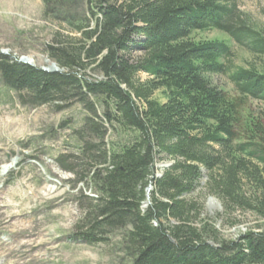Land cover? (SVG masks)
<instances>
[{
    "label": "trees",
    "instance_id": "16d2710c",
    "mask_svg": "<svg viewBox=\"0 0 264 264\" xmlns=\"http://www.w3.org/2000/svg\"><path fill=\"white\" fill-rule=\"evenodd\" d=\"M42 1L69 24L44 49L61 72L0 55V82L23 106L81 108L73 151L57 158L94 194L80 191L72 238L109 246L118 237L131 264H264V224L229 240L205 215L213 197L223 227L237 226L227 219L237 210L264 222V131L243 112L264 103V67L236 68L225 40L194 38L216 31L262 59L264 31L235 0H87L76 20L65 0ZM217 75L239 97L214 86Z\"/></svg>",
    "mask_w": 264,
    "mask_h": 264
},
{
    "label": "rangeland",
    "instance_id": "374dc122",
    "mask_svg": "<svg viewBox=\"0 0 264 264\" xmlns=\"http://www.w3.org/2000/svg\"><path fill=\"white\" fill-rule=\"evenodd\" d=\"M235 1L251 23L264 31V0ZM86 2L64 1L71 20L82 15ZM51 17L45 14L42 0H0V55L28 58L36 68H49L54 62L44 54L45 45L56 31L69 26ZM194 38L225 40L233 49L236 68L264 67V57L254 58L219 32L196 33ZM211 81L231 97H239L227 76H213ZM156 98L164 100L161 94ZM243 112L264 131V103L249 100ZM82 116L77 105L61 112L49 106H23L0 82V264H131L114 247L118 237L109 246H88L72 238L82 216L78 195L81 190L89 197L94 194L63 171L57 158L73 151L71 127ZM158 165L169 166V162ZM208 199L205 215L216 221L225 239H239L264 224L257 216L237 210L227 218L236 219L237 226L223 227L217 219L224 214L220 201L218 208L209 205Z\"/></svg>",
    "mask_w": 264,
    "mask_h": 264
},
{
    "label": "water",
    "instance_id": "95a60500",
    "mask_svg": "<svg viewBox=\"0 0 264 264\" xmlns=\"http://www.w3.org/2000/svg\"><path fill=\"white\" fill-rule=\"evenodd\" d=\"M19 63L21 64H25V65H29V66H32V67H35L32 63V61H30L28 58H22L19 60ZM42 71H45L47 73H57V72H61V69L55 64L53 63L51 68H40ZM165 167H168V166H164V165H160V166H157V168H165ZM161 175H157V178H159ZM152 187L150 186L148 189H147V201L144 203L143 205V208H146L148 205H149V202H150V194L152 192ZM208 204L213 206V205H216L218 206V208L220 207L219 203H218V200L217 199H214V198H209L208 199Z\"/></svg>",
    "mask_w": 264,
    "mask_h": 264
},
{
    "label": "bare ground",
    "instance_id": "6f19581e",
    "mask_svg": "<svg viewBox=\"0 0 264 264\" xmlns=\"http://www.w3.org/2000/svg\"><path fill=\"white\" fill-rule=\"evenodd\" d=\"M48 63H49V62H48ZM49 64H50L49 68H51L52 64H51V63H49Z\"/></svg>",
    "mask_w": 264,
    "mask_h": 264
}]
</instances>
